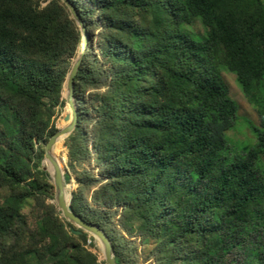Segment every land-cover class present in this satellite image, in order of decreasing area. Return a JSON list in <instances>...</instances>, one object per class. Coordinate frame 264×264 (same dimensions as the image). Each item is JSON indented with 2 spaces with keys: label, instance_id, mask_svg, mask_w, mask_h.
Masks as SVG:
<instances>
[{
  "label": "trees",
  "instance_id": "16d2710c",
  "mask_svg": "<svg viewBox=\"0 0 264 264\" xmlns=\"http://www.w3.org/2000/svg\"><path fill=\"white\" fill-rule=\"evenodd\" d=\"M69 1L87 36L65 139L73 211L115 264H264V0ZM79 37L60 0H0V264H103L40 168ZM222 71L258 116L240 152ZM89 159L95 172L74 170Z\"/></svg>",
  "mask_w": 264,
  "mask_h": 264
},
{
  "label": "water",
  "instance_id": "95a60500",
  "mask_svg": "<svg viewBox=\"0 0 264 264\" xmlns=\"http://www.w3.org/2000/svg\"><path fill=\"white\" fill-rule=\"evenodd\" d=\"M67 8L70 17L79 30V41L73 57L70 60V66L64 76L61 98L64 101L63 107L67 105L70 108L69 113H65L62 120L68 121L56 127L55 131L47 138L42 146V159L40 168L48 173L53 189V201L57 208L58 214L70 224V231L74 234L85 232L97 241L102 254L103 264H115L113 247L105 232L96 224L88 222L76 214L71 205L70 186L64 180L65 162L62 156H56L53 153V146L59 139L66 138L73 130L76 117L77 106L73 97V77L77 71L81 61L85 46L87 44V36L83 23L77 14L75 8L69 0H60ZM63 142L61 148H64Z\"/></svg>",
  "mask_w": 264,
  "mask_h": 264
},
{
  "label": "rangeland",
  "instance_id": "374dc122",
  "mask_svg": "<svg viewBox=\"0 0 264 264\" xmlns=\"http://www.w3.org/2000/svg\"><path fill=\"white\" fill-rule=\"evenodd\" d=\"M191 29L194 32L202 33V28L199 22L195 21L191 25ZM222 80L224 81L228 96L233 99L237 104V113H236V120L234 123V127L229 130L226 134L227 143L230 145L233 151L240 152L241 150H245L248 148L254 141L255 137L252 131V125L258 124V116L255 110L254 105L250 103L246 97L243 95L242 91L238 87L236 83L235 76L232 73H228L222 71L220 73ZM66 113V107H62L59 112H56L53 116V124L54 127H59L62 123V117ZM229 136V137H228ZM65 139L62 140L63 144L65 145L64 148H61V143L57 146L55 153L57 156H62L65 162V170L68 174V181L66 182L70 186V191H74L76 188V178L73 169L68 167V155H67V148L65 144ZM81 168L92 169L93 172L96 171V164L92 159H89L88 162L82 164V166L75 165L74 170L78 171ZM48 202L54 203L52 200H47ZM89 236V235H88ZM89 240L86 241V245L88 246ZM88 249L94 253L97 257L98 261H102V254L99 249V245L96 240L93 239V246H89Z\"/></svg>",
  "mask_w": 264,
  "mask_h": 264
},
{
  "label": "bare ground",
  "instance_id": "6f19581e",
  "mask_svg": "<svg viewBox=\"0 0 264 264\" xmlns=\"http://www.w3.org/2000/svg\"><path fill=\"white\" fill-rule=\"evenodd\" d=\"M69 111H70V108H69V106L67 105L66 106V113H69ZM68 121V119L66 120V121H63V123H66ZM62 141V139H59L58 141H57V143L53 146V153L56 155V153H55V150H56V148H57V146L59 145V143ZM57 156V155H56Z\"/></svg>",
  "mask_w": 264,
  "mask_h": 264
}]
</instances>
